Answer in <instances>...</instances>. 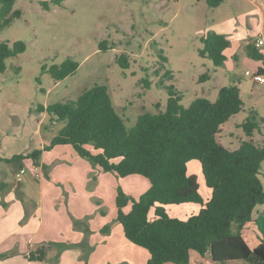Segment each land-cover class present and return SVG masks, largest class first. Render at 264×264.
Masks as SVG:
<instances>
[{
	"label": "rangeland",
	"instance_id": "obj_1",
	"mask_svg": "<svg viewBox=\"0 0 264 264\" xmlns=\"http://www.w3.org/2000/svg\"><path fill=\"white\" fill-rule=\"evenodd\" d=\"M41 2H47L49 9H43ZM14 8L21 11V18L0 31V42L21 41L26 49L5 61L6 69L0 73V101L6 106V124H18L20 137L27 134L25 139L29 140L35 130L40 132L32 145H49L63 126L52 122L46 113H38V106L75 101L95 85L106 88L113 109L128 130L144 112L165 110L168 87L182 96L180 105L187 108L196 98L214 102L220 88L236 85L242 109L220 127L217 141L229 150L238 149L248 140L264 147V83L253 81L258 69H264V45L257 48L263 61L250 58L245 42H254L257 37L233 24L226 29L233 36L222 66L214 67L199 55L203 48L200 39L212 30V20L236 13L227 3L211 9L205 1L197 0H65L61 6L51 0H16ZM103 41L113 44L112 48L100 49ZM121 54L128 58L125 69L115 61ZM67 58L78 68L63 80L54 81L42 69ZM167 71L171 78L164 75ZM204 75L208 78L203 79ZM261 77L264 79V75ZM145 80L150 82L147 88ZM251 112L256 113L258 126L250 138L240 126ZM43 154L45 171L35 170L31 159H25L24 172L15 178V173L9 174L10 167L1 163L0 180H12L10 190L21 199L25 210L38 212L31 252L44 245V264L71 263L74 257L87 264L92 251H100L123 236L117 221L118 192L138 200L150 183L137 175L119 178L104 172L79 158L70 146ZM187 171L196 177L199 195L206 201L210 190L204 184L200 164L188 162ZM259 178L264 188V161ZM15 181H21L22 186L17 187ZM130 200L123 208L125 214L130 211ZM191 207L199 206L169 205L164 209L169 217L185 219ZM262 209L256 206L251 219H256ZM153 218L151 209L148 219Z\"/></svg>",
	"mask_w": 264,
	"mask_h": 264
},
{
	"label": "trees",
	"instance_id": "obj_2",
	"mask_svg": "<svg viewBox=\"0 0 264 264\" xmlns=\"http://www.w3.org/2000/svg\"><path fill=\"white\" fill-rule=\"evenodd\" d=\"M65 0H51L61 6ZM202 1V0H197ZM215 9L223 0H204ZM16 0H0V31L21 18L14 8ZM41 7L49 9L47 2ZM202 58L209 59L214 67L225 61L224 51L230 48L225 35L207 32L201 39ZM113 44L103 41L100 49ZM23 42H0V73L6 69L5 61L22 54ZM250 58L263 61V55L253 44L246 45ZM165 62V58L161 57ZM123 69L128 58L121 54L115 59ZM78 65L67 58L59 65H51L47 72L51 79L60 81L72 75ZM165 76L170 77L167 71ZM257 75H264L259 68ZM204 75L203 79H207ZM144 87L150 85L143 81ZM168 98L163 112H144L128 130L123 119L112 107L104 86L95 85L84 90L75 101L38 106V113H46L52 122L63 123L62 128L42 150L14 155L0 162L22 169V162L31 159L35 164L43 151L56 146H70L75 154L107 173L119 178L137 175L148 179L149 189L138 200H130L121 191L116 198L117 221L124 237L133 245L146 250V264H190V252L200 257L210 256L214 264H264V188L259 178L264 161V147L252 140L242 141L236 150L220 145L217 135L220 127L242 109L240 92L236 85L222 87L216 101L196 98L187 108L180 105L181 95L167 88ZM256 113L240 126L247 137L257 128ZM264 129V119L261 120ZM200 164L205 186L210 190L204 202L199 195L197 179L189 175L187 164ZM6 184H0V192ZM131 201L129 213L123 208ZM195 204L200 209L185 219L169 217L164 207ZM263 206L254 223L259 232V244L250 249L242 236L245 224L251 221L256 206ZM154 210V218L148 214ZM44 245L30 252L29 261L42 262L46 257ZM5 255H0V259Z\"/></svg>",
	"mask_w": 264,
	"mask_h": 264
},
{
	"label": "crops",
	"instance_id": "obj_3",
	"mask_svg": "<svg viewBox=\"0 0 264 264\" xmlns=\"http://www.w3.org/2000/svg\"><path fill=\"white\" fill-rule=\"evenodd\" d=\"M202 1L204 2V0ZM226 3L233 8L236 13H228L225 16L213 19L209 26L212 29L210 32L213 31L217 34L225 35L230 41L233 32L230 30L227 31L226 29H228V26L234 24L240 29V31H251L255 33L254 35L257 37L256 40L254 42H251L250 40L246 41L245 45L253 44L255 48L261 47L256 46V41L262 40L264 42V0L222 1V5ZM5 108V103L0 101V158L10 159L14 155H19L20 152L26 154L34 150H42L47 146L46 144H39L40 149L35 143L32 145L33 140L40 138V132L38 134V130H35L29 136V140L25 139L27 134L24 138L20 137L18 134L19 132L17 131V127H20L18 124H15V122L12 121L9 124L7 122L6 124L5 114L3 113ZM14 129L15 131L12 133L14 135L11 137L10 135L12 134L10 133L13 132ZM57 147L62 146H56L49 151H43L37 164L28 159L32 161V167L40 172L45 171L44 164L41 162L44 155L43 153L52 152L56 150ZM19 149L21 150L19 151ZM1 163L3 162H0V164ZM7 166L10 167L9 174L15 173V178L19 177L21 170L24 171V169H19L11 164H7ZM2 183L6 184V187L0 192V255H5V257L0 259V264H44L47 260V254L45 260L42 262L29 261L27 258L28 254L31 252L32 238L37 233L38 229V212L35 214V210L33 212L30 211L31 209L25 210V205L22 203L21 199L10 190L12 180H10V183H8L7 180H0V184ZM15 183L17 187L18 185L19 187L22 186L21 181H15ZM199 209L200 206L198 208L191 207L188 208V211L190 212V215H193L196 214ZM262 211L263 209L260 212ZM190 215H187V217ZM254 220L251 219L250 222L244 225L242 230V236L250 249H254L259 244V232ZM141 249L142 248L130 243L123 234L122 237L118 238L117 242L108 243L105 248H101L100 251H98L97 248L95 251H92L87 264H146L149 259V254ZM70 261L71 263L67 262L66 264H83L82 261L79 262L78 257L71 258ZM190 264L214 263L211 261L209 255L200 257L197 253L192 251L190 252ZM232 264L247 263L239 261Z\"/></svg>",
	"mask_w": 264,
	"mask_h": 264
},
{
	"label": "built area",
	"instance_id": "obj_4",
	"mask_svg": "<svg viewBox=\"0 0 264 264\" xmlns=\"http://www.w3.org/2000/svg\"><path fill=\"white\" fill-rule=\"evenodd\" d=\"M264 44V42L262 40H257L256 41V46L259 47V46H262ZM253 81L256 82V83H264V79L260 76V75H255L253 77ZM24 171L21 170L20 171V174H22Z\"/></svg>",
	"mask_w": 264,
	"mask_h": 264
}]
</instances>
